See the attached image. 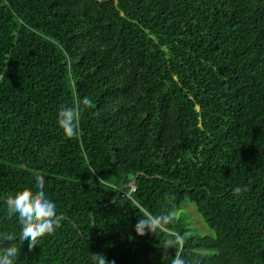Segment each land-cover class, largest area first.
I'll use <instances>...</instances> for the list:
<instances>
[{
  "label": "trees",
  "instance_id": "obj_1",
  "mask_svg": "<svg viewBox=\"0 0 264 264\" xmlns=\"http://www.w3.org/2000/svg\"><path fill=\"white\" fill-rule=\"evenodd\" d=\"M37 174L61 224L13 264H264V0H0V233Z\"/></svg>",
  "mask_w": 264,
  "mask_h": 264
},
{
  "label": "clouds",
  "instance_id": "obj_2",
  "mask_svg": "<svg viewBox=\"0 0 264 264\" xmlns=\"http://www.w3.org/2000/svg\"><path fill=\"white\" fill-rule=\"evenodd\" d=\"M89 107L92 101L85 97L78 101L75 107L61 106L58 111L59 127L64 135L73 138L78 135V125L81 119L80 105ZM36 191L24 189L9 194L5 198L9 216H17L21 225L19 237L14 233H0V240L8 242V246L0 249V264H13L14 259L20 254V247L15 241H28L29 250L36 248L41 239L53 235L60 227L62 217L57 215L56 205L46 198L44 191V177L37 174L34 177ZM244 191L242 186L233 189L234 194H241ZM174 214L169 213L166 216L154 217L151 213L144 211V214L137 221L135 232L137 236H144L146 232L153 233L156 226L161 222H169ZM171 243V242H170ZM93 264H107L106 257L103 254H91ZM114 264V262H113ZM171 264H184L181 257L171 258Z\"/></svg>",
  "mask_w": 264,
  "mask_h": 264
},
{
  "label": "rangeland",
  "instance_id": "obj_3",
  "mask_svg": "<svg viewBox=\"0 0 264 264\" xmlns=\"http://www.w3.org/2000/svg\"><path fill=\"white\" fill-rule=\"evenodd\" d=\"M176 216L182 217L188 224V227L193 233L202 236H214V231L202 220L200 215L196 212L195 206L186 201L180 205L176 210Z\"/></svg>",
  "mask_w": 264,
  "mask_h": 264
},
{
  "label": "built area",
  "instance_id": "obj_4",
  "mask_svg": "<svg viewBox=\"0 0 264 264\" xmlns=\"http://www.w3.org/2000/svg\"><path fill=\"white\" fill-rule=\"evenodd\" d=\"M133 190H135V188Z\"/></svg>",
  "mask_w": 264,
  "mask_h": 264
},
{
  "label": "water",
  "instance_id": "obj_5",
  "mask_svg": "<svg viewBox=\"0 0 264 264\" xmlns=\"http://www.w3.org/2000/svg\"><path fill=\"white\" fill-rule=\"evenodd\" d=\"M134 183V182H133Z\"/></svg>",
  "mask_w": 264,
  "mask_h": 264
}]
</instances>
